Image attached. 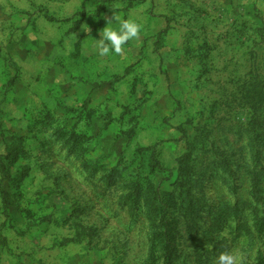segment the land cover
I'll return each mask as SVG.
<instances>
[{"label": "rangeland", "instance_id": "rangeland-1", "mask_svg": "<svg viewBox=\"0 0 264 264\" xmlns=\"http://www.w3.org/2000/svg\"><path fill=\"white\" fill-rule=\"evenodd\" d=\"M256 90L264 0H0V264H264Z\"/></svg>", "mask_w": 264, "mask_h": 264}, {"label": "clouds", "instance_id": "clouds-1", "mask_svg": "<svg viewBox=\"0 0 264 264\" xmlns=\"http://www.w3.org/2000/svg\"><path fill=\"white\" fill-rule=\"evenodd\" d=\"M114 20L118 22L116 27L112 26ZM141 27L137 19L131 17L121 19L115 13L114 19H108L106 26L100 31V38L96 39L99 56H107L110 53L121 54L127 42L139 37ZM218 260L219 264H233L234 258L230 254H222Z\"/></svg>", "mask_w": 264, "mask_h": 264}, {"label": "trees", "instance_id": "trees-1", "mask_svg": "<svg viewBox=\"0 0 264 264\" xmlns=\"http://www.w3.org/2000/svg\"><path fill=\"white\" fill-rule=\"evenodd\" d=\"M263 102H264V91L263 90H256V92L254 94V105L256 107H258V105L260 103H263ZM254 189H255V192H257V194H258V186L256 183L254 184ZM165 239H166L165 259H164L163 264H171V256H170L171 246H170V243H171L172 237H166Z\"/></svg>", "mask_w": 264, "mask_h": 264}]
</instances>
